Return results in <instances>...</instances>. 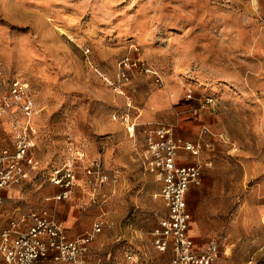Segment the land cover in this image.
<instances>
[{
	"label": "rangeland",
	"instance_id": "1",
	"mask_svg": "<svg viewBox=\"0 0 264 264\" xmlns=\"http://www.w3.org/2000/svg\"><path fill=\"white\" fill-rule=\"evenodd\" d=\"M124 59L157 71L163 87ZM0 69L35 98L33 149L45 166L43 176L0 193L2 226L10 215L65 203L48 198L47 175L67 157L70 136L109 178L100 201L109 224L84 264H168L170 250L152 245L166 215L154 198L159 184L142 163L146 130L164 123L210 145L188 193L190 233L219 245L213 264H264V0H0ZM173 88L187 106L155 105L174 99ZM194 114L198 122L187 123ZM75 204L80 234L102 213Z\"/></svg>",
	"mask_w": 264,
	"mask_h": 264
},
{
	"label": "built area",
	"instance_id": "2",
	"mask_svg": "<svg viewBox=\"0 0 264 264\" xmlns=\"http://www.w3.org/2000/svg\"><path fill=\"white\" fill-rule=\"evenodd\" d=\"M121 65L154 76L155 83L163 87L161 75L136 59H124ZM124 75V73H123ZM0 116L10 105L21 109V117L13 121L15 133L13 147L0 148V191L12 184L30 179L32 172L43 171V163L37 160L30 150L36 129L32 123L38 112L35 98L19 78L8 79L0 69ZM130 137H134L136 123L127 114L123 117ZM202 132H208L207 127ZM203 149L201 141L191 142L177 137L173 126L158 123L146 130L145 159L143 168L161 183L160 197L166 215L153 232V246L160 252L168 249L172 258L168 264H213L219 254V245L211 241L201 250H196L194 241L188 234L191 214L188 210L186 193L201 181ZM236 149V148H235ZM187 151L192 162H179V151ZM78 173L90 187L88 205H100L99 195L109 180L100 159L87 160L85 151L76 141L67 137V157L59 164L49 168L47 180L61 188L54 196L56 200L70 197L78 181ZM29 221L25 228L22 224ZM109 221L104 214L97 217L92 228L80 236L69 239L62 225L45 211H30L27 215L11 219L7 226L0 227V264H36L50 253L55 259L67 264H80L88 253L90 243Z\"/></svg>",
	"mask_w": 264,
	"mask_h": 264
},
{
	"label": "crops",
	"instance_id": "3",
	"mask_svg": "<svg viewBox=\"0 0 264 264\" xmlns=\"http://www.w3.org/2000/svg\"><path fill=\"white\" fill-rule=\"evenodd\" d=\"M175 89V90H174ZM5 91V88H3L1 91H0V96H1V94L3 93ZM172 92L173 93H171L172 94V96H173V94H174V99H164L163 100V102H162V104L160 103V104H155V105H157L158 107H161V106H166V107H169V106H172L173 105V103H175V104H179V106H181V107H183V106H187V101H185L184 99H183V97H182V95H181V91H178V90H176V88H173L172 89ZM172 98V97H171ZM38 113V112H37ZM36 113V114H37ZM36 114L34 115V117H33V119H32V123H33V125H34V127L36 126V124H35V121H34V119H35V116H36ZM21 115H22V113H21V109H20V107L18 106V105H16V104H12V105H10L9 106V108H8V110H7V112L3 115V116H0V128H1V130L4 132H2L3 134H8L9 136H10V141H8L7 143H1V141H0V148H4V147H8V148H10V149H12V147H13V136H14V133H15V128H14V125H13V121L15 120V119H18V118H20L21 117ZM201 115L200 114H194V115H192V116H189L188 117V119H187V123H191V124H196L197 122H198V120H199V117H200ZM35 129H36V127H35ZM37 132V131H36ZM177 136V135H176ZM178 137V136H177ZM74 139V138H73ZM75 141H76V143L85 151V153H86V156H87V160H90V157H89V155H88V153H87V150L85 149V147H84V145L80 142V141H78V140H76V139H74ZM192 142H198V141H201V140H198V141H193L194 139H190ZM202 143H203V149L204 148H206V147H208V148H210V145H209V143L208 142H204V141H201ZM33 147H34V141H33V146H32V148H31V150H30V153L37 159V160H39V161H41L42 162V159H40L39 157H37L36 156V154H35V152H34V149H33ZM203 149H202V151H203ZM66 153H67V141H66ZM178 161L179 162H182V161H184V162H187V163H189V162H192L193 161V158L189 155V153L187 152V151H183V150H181V151H179V156H178ZM44 168H45V166L43 165V168L41 169L42 171H43V173L45 172V170H44ZM49 169V168H48ZM43 173H41V174H39V172H32L31 173V178L30 179H26V180H22L21 182H19V183H16V184H12V185H10V186H8V187H11V186H15V185H18V184H20V183H24V182H32L34 179H36L38 176H43L44 174ZM148 173V172H147ZM79 175H78V181H77V185L73 188V190H72V192H71V195H70V197L69 198H67V199H63V200H65V203H63V204H60V206H59V208H58V210L57 211H53L52 213H50V212H48L47 210H45V209H42V210H31V211H45V212H47V214L50 216V217H52V218H54V219H56L61 225H62V227H63V229H64V231H65V233H66V235H67V237L69 238V239H74V238H76V237H78V236H80L81 234H83L84 232H86V231H84L83 233H80V234H78L79 233V231H75V230H73L74 228H75V225H76V220H75V217H73L72 216V209L74 208V206H76V204L75 203H77L78 205H79V202H80V205H79V207L80 208H85V206L87 205V201H88V197H89V190H90V187L89 186H87L85 183H84V178H83V175L81 174V173H78ZM150 174V173H149ZM152 175V174H151ZM50 183V182H49ZM51 185H52V187H50L49 188V190L52 192V193H54L53 194V196H50V197H48L49 199H54V200H56L55 198H54V196L56 195V194H58L60 191H61V188L60 187H58V186H56V185H53L52 183H50ZM158 184H159V191L156 193V194H154V198H159L160 199V201H161V203H162V199H161V197H160V190H161V183L160 182H158ZM193 186H195V185H193ZM8 187H6V188H4V189H2L1 191H0V193L3 191V190H5V189H7ZM192 187V186H191ZM191 187H190V189H191ZM189 189V190H190ZM189 190L187 191V193H186V199H187V205H188V193H189ZM100 197H99V200L100 201H105L104 199H102L103 198V194H102V189H101V191H100V195H99ZM71 199H75L76 201H73V200H71ZM79 200V201H78ZM85 200H87V201H85ZM58 201V200H57ZM82 202V203H81ZM106 202V201H105ZM95 206H99L98 208L101 210V213L102 214H104V211H103V207H100L101 206V204L100 205H95ZM162 206H163V203H162ZM55 206H54V210H55ZM163 208H164V206H163ZM164 210H165V212H166V209L164 208ZM188 210H189V206H188ZM30 212V211H29ZM28 212V213H29ZM189 212H190V210H189ZM27 213V214H28ZM190 214H191V212H190ZM99 215V214H98ZM101 215V214H100ZM17 217H19L18 216V214H13V215H10L9 217H8V219H7V222H6V224L4 225V226H2L1 224H0V227L1 228H3V227H5V226H7V224H8V222L11 220V219H13V218H17ZM97 217H99V216H97ZM191 222H192V220H190V225H189V229H188V234L190 235V237L193 239V241H194V246H195V249L196 250H201L205 245H207L208 243H204V242H198V240H196V236H194L193 234H191L190 233V231H191ZM29 225V221L27 220L26 222H24L23 224H22V227L23 228H25V227H27ZM92 228V227H91ZM156 229V228H155ZM154 229V230H155ZM90 230V229H89ZM88 231V230H87ZM81 232V231H80ZM154 232V231H153ZM78 234V235H77ZM152 242H153V237H152ZM153 245V244H152ZM168 250H170V249H168ZM168 250H166V251H168ZM165 252V251H164ZM170 252H171V250H170ZM89 254H90V248H89V251H88V253L85 255V257H84V259H83V262L82 263H80V264H84L87 260H88V257H89ZM172 252H171V258H172ZM171 260V259H170ZM52 263H61V262H59V261H57L56 259H55V253H50L49 255H47L46 257H44V258H41L40 260H38L37 261V263L36 264H52ZM66 264V263H65Z\"/></svg>",
	"mask_w": 264,
	"mask_h": 264
}]
</instances>
